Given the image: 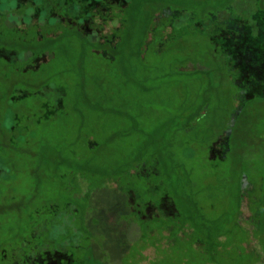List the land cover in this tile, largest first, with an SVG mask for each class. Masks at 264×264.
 I'll use <instances>...</instances> for the list:
<instances>
[{
    "label": "rangeland",
    "instance_id": "obj_1",
    "mask_svg": "<svg viewBox=\"0 0 264 264\" xmlns=\"http://www.w3.org/2000/svg\"><path fill=\"white\" fill-rule=\"evenodd\" d=\"M229 3L233 17L239 16L248 26L257 9L254 0H134L114 60L70 38L38 64L36 73L23 60L0 58V123L3 120L10 128L6 134L0 132V142L15 137L16 146L0 149L5 161L0 164V253L19 247L30 235L45 244L49 233L57 234L60 216L37 213L46 201L53 202L61 182L74 171L75 162L66 158L67 151L74 150L81 159L94 157L97 164L89 167L103 168L99 171H105L104 176L119 170L122 175L115 179L135 182L139 193L146 182L157 184L145 198L158 201L166 194L180 207L171 220L174 234L166 240L157 234L149 237L153 245L144 252L146 259L140 257L145 245L135 240L121 264H264V82L250 75L235 87L242 70L220 54L217 31L192 22ZM164 7L185 10L183 23L190 17L191 21L183 31L167 33L157 51L150 42L152 35L146 34L151 21L147 18ZM257 58L250 59L251 65ZM253 85L262 90L255 91ZM87 103L101 112L115 107L124 120L120 114L91 112ZM80 114L88 122L82 129L76 124ZM128 117L145 131L142 136L134 132L127 136L130 151L142 156L139 162H146L162 149L173 184H166L160 166L161 174L138 182L135 175H123L126 164H114L126 154L119 156L117 142L103 145L108 134L99 132L97 126L103 122L98 119L113 132L128 129ZM89 136L97 144L93 150L86 144ZM147 136L151 144L144 141ZM95 171L86 177L74 175L85 193L87 183L96 184L90 181H104ZM102 186L108 191V183ZM14 206L21 211L12 210ZM62 220L69 222L68 216ZM156 221L157 228L167 222L163 217ZM63 254H48L50 264L66 260ZM11 255L14 264L28 261L18 249ZM35 259L41 263L39 254Z\"/></svg>",
    "mask_w": 264,
    "mask_h": 264
},
{
    "label": "flooded vegetation",
    "instance_id": "obj_2",
    "mask_svg": "<svg viewBox=\"0 0 264 264\" xmlns=\"http://www.w3.org/2000/svg\"><path fill=\"white\" fill-rule=\"evenodd\" d=\"M230 1L233 3L236 0ZM254 1L257 9L256 13L251 15L252 19L248 26L239 16L233 17L234 10L230 3L224 7H216V10L207 13L203 18L192 20L202 28L208 26L210 30L213 27L217 31L220 54L223 53L229 63H233L234 68L242 70L238 75L240 78L233 83L235 87L242 86L243 80L250 75L264 82V0ZM133 2L134 0H0V40L21 41L22 45L19 48H15V44L12 47L0 46V58L8 61L9 56H12L15 63L23 60L28 69L38 71V64L47 60L49 52L37 54L29 48L31 46L29 44L64 37L94 44L97 47L92 51L114 60L120 49L121 35L125 32L127 11L130 13ZM246 8L247 6L244 7ZM185 14V10L181 8L171 10L164 7L148 16L147 19L151 20L148 23L150 31L146 34L149 37L152 35L150 42L153 43V49L162 47L167 33H178L185 29L186 23L191 21L190 17L189 21L183 23L182 17ZM152 25H156L159 31H154ZM63 27L67 29L64 30ZM256 57H258L256 64L251 65L250 59L255 60ZM255 86L258 88V85ZM253 87L254 85L251 86ZM155 156L157 155H152L146 162H140L134 173L138 182H141V179L151 181L152 176H157L158 172L161 174V167L159 168L161 162L158 156ZM146 183L149 189L147 193L138 194L134 188V193L130 194L131 204H134V208L128 204L130 211L141 221L163 217L167 222H171L175 215L173 200L166 194L158 201L145 198L151 190L157 189L155 187L157 184ZM120 195L124 197L123 194ZM126 204L127 199L124 197L122 204L119 205L125 211ZM58 226L56 225L57 229ZM171 226L169 224L166 228L169 229ZM59 253L65 252L55 251V254ZM65 256L66 260L70 259Z\"/></svg>",
    "mask_w": 264,
    "mask_h": 264
},
{
    "label": "trees",
    "instance_id": "obj_3",
    "mask_svg": "<svg viewBox=\"0 0 264 264\" xmlns=\"http://www.w3.org/2000/svg\"><path fill=\"white\" fill-rule=\"evenodd\" d=\"M62 38L63 39L54 40L45 39L43 42L41 41V43H30L29 45L31 46H29V48L36 51L37 54L49 52V56L52 57L53 55H55L54 52L55 50H57L56 47H59L60 43L63 42L64 37ZM1 42L2 41L0 40V46H3L4 44H2ZM19 42L21 43V41ZM80 45L81 47H87L89 50L97 47L96 45L91 43L87 44L84 40H82V43ZM138 52L140 51L138 50ZM32 72L36 73L37 71ZM178 74L181 76V73ZM253 89L255 91H260L262 90V87L258 86L257 88V86H254ZM86 107L91 112H99L105 115H108L107 113L109 112L104 110L101 112L100 109H97L96 106H93L89 103L86 104ZM109 113L111 114L110 116H116L117 114H120L121 117V112L117 111L115 107L111 109ZM198 114L199 111H197V115ZM103 120L104 119H98V121H101L103 123H101L100 126H97V129L100 130L99 132L108 134V139L103 143V145L109 147L114 143L116 144L117 142V147L120 150L119 156L121 155V153L126 154V156H123L124 160L121 157L119 160H115L116 162H114V164H126L128 168L126 169V173H124L123 175L136 176L133 171L137 170L138 168H134L132 164H140V162L142 161L139 162V159L142 156L139 155L138 157H136V154L130 151L131 148L128 145L131 140L127 139V136H130V134L133 132L138 136H142L144 135L145 131L139 128V124L137 121L132 120L128 117L125 119V121L129 122L130 124L128 129L120 128L119 130L110 132L111 128H106L107 126L104 125L105 122ZM122 120H124V117H121V122ZM192 121L193 120L191 119L190 122L192 123ZM77 122L78 123L76 124L80 129L84 128L88 123L87 119H85V116L82 114H80V118L77 119ZM188 127H190V125ZM9 129V126H6L5 122L2 120V122L0 123V132L2 134H6L8 133ZM14 138L15 137H11L10 140H4L3 138V141L0 142V149L2 151H6L7 149L15 150L16 146L12 141V139ZM144 141H147L151 144L148 136L144 138ZM77 142L78 140L76 141V143ZM86 144H88V150H93L97 146L96 141H94L91 136L87 137ZM162 151V149H158L157 156L159 161L161 162L160 167L162 168L164 173L166 172V184L169 186L171 180L168 181V179L169 175H172V170H169L165 167L164 163L168 162V159H163L164 154L162 153ZM66 158L67 160L75 162L76 167L74 171L72 170L69 179L61 182L57 191V196L53 199V202L48 201V203H46V201L43 206L40 205L42 207L39 208V213H37L38 216H40V214H43V212L44 215L45 213H51L52 215L49 214V216H51L52 218H58V215L60 216L61 220H59L58 222L60 224L58 226L57 234L49 233L48 237L50 238V241H45V244H43L44 240L39 239L40 237L35 238L30 235L26 238H23V243L19 247H10V249L3 250L0 253L1 264H14V262L11 261V259H14L11 255V251H13L14 249H18L20 257L23 260L25 258L28 259V261H23L22 264H50V261L52 260H50L47 256L48 254H55V251L65 252L66 254L64 253L63 255H67L71 260V262L69 260H60V264H121V259L123 258L124 254L130 249L131 244H133L135 240H138V242L145 245L140 252V257H142V259H146L147 257H144V252L149 250L153 245V243L150 245L151 242L149 240V237H154V235L156 236L157 234L161 235V237L166 240V236H169L170 233L174 234L175 230L173 225L169 229L166 228V226L171 224V222H166L164 224V222L162 221L157 228V219L141 221L139 220V218L134 217V212L130 211L128 204H130L131 208H134V204H131L130 201V194L134 193L135 186L133 185L136 183L130 182L123 184L120 181L116 180L115 177L118 179L120 175H122L119 173V170H117V172H115V170H111L107 174L108 176H104L105 171H99L100 169L103 170V168H99L96 170V168L89 167V164H97L94 157L88 156L86 159H81L77 156L74 150L71 153H68L67 151ZM8 160H10L9 157ZM4 162L5 161L2 157L0 159V164H5ZM94 171L95 173H99L98 176L104 179V181H90V183H93L92 185H94V183L96 184L94 186H90L89 183H87L89 188L87 190V193H85L86 191H82L83 187H81V183L77 181L78 178H76V176L82 175L86 177L87 174H89L90 176V174L93 175ZM105 182L108 183L110 189H108V191L104 189L105 185L102 186L103 184H105ZM171 183L173 184V182ZM148 190V187L145 186V189L141 194L144 195ZM120 194H123L127 199V208H125L126 211L119 205L120 203L122 204V200L124 199V197H121ZM75 208H78V210L76 211ZM175 208L180 209V207L174 206V209ZM12 210L19 212L21 211V207L14 206ZM177 210L175 209V214H178L180 212ZM49 216L45 217L48 218ZM66 216H68L69 222H65L62 220V218H66ZM134 218L137 219L135 220ZM39 222L42 223L44 221H42L40 218ZM134 227H136L138 230H135L136 228L134 229ZM178 234L179 232H175V235ZM148 243L150 246L148 245ZM59 246H61L62 250L59 249ZM73 251L77 255H75ZM38 254L41 258V263L36 262L35 257Z\"/></svg>",
    "mask_w": 264,
    "mask_h": 264
}]
</instances>
